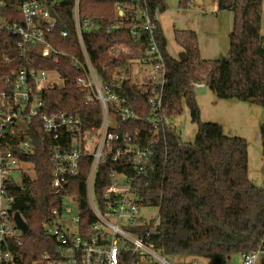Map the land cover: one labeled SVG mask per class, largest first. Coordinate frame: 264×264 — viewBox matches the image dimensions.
Wrapping results in <instances>:
<instances>
[{
    "label": "trees",
    "instance_id": "16d2710c",
    "mask_svg": "<svg viewBox=\"0 0 264 264\" xmlns=\"http://www.w3.org/2000/svg\"><path fill=\"white\" fill-rule=\"evenodd\" d=\"M5 13L11 20L21 21L19 5L23 0H4ZM152 11L167 9L165 0H148ZM264 0H218L219 10L233 13L230 32V52L226 60L204 59L198 36L192 30H175V40L187 53L179 60L167 49V39L160 25L157 38L166 61L165 107L167 113L177 117L183 102L191 111L192 121L198 124L194 143H184L177 130L167 132L158 145L156 167L148 177L141 178L137 187L141 196L159 209L157 247L171 256L206 259L210 264H227L233 254H248L257 250L264 253V188L256 186L248 174V143L245 138L228 136L221 124L203 122L195 98L196 83L213 85L218 97L236 99L264 107V40L262 6ZM191 0H179L180 7H188ZM118 3L131 5L132 0H80L82 18L95 21L99 29L85 33V43L98 73L110 81L115 69L126 64L140 49L145 48L147 34L138 42L130 33L131 20L120 28L108 32L117 21ZM74 0H63L59 9L62 23L70 29L63 38L59 29L53 35L55 48L60 51L59 62L33 56L41 69H57L64 83L44 90L48 112L64 110L79 115L87 126L102 124L99 103L87 104L85 92L76 83L80 71L73 66V57L83 59L74 29ZM132 10L128 11L131 14ZM13 17V19H12ZM15 18V19H14ZM125 44L129 53L118 57L109 53L113 45ZM11 55V61L5 56ZM16 58V59H14ZM21 66L15 39L0 34V76ZM4 84L0 82V91ZM123 95L140 115L137 123L119 124V130L136 127L149 130V95L141 92L130 79L124 85ZM264 153V124L261 127ZM38 130L34 163L37 180L24 189H15L13 209L23 215L30 229L16 246L19 264H33L54 245L46 234L43 222L50 217L60 197L50 194L54 165L50 151L51 139L43 141ZM92 158L82 159L79 173L73 176L64 194L77 196L80 206L88 208L86 179ZM115 170L134 174L131 165L107 161L97 171L96 191L101 193L111 183ZM60 200V201H59ZM145 228V227H144ZM149 228V227H146Z\"/></svg>",
    "mask_w": 264,
    "mask_h": 264
},
{
    "label": "built area",
    "instance_id": "2783aa9c",
    "mask_svg": "<svg viewBox=\"0 0 264 264\" xmlns=\"http://www.w3.org/2000/svg\"><path fill=\"white\" fill-rule=\"evenodd\" d=\"M62 4L63 0H23L19 5L22 20L18 21L11 20L5 13V1L0 0V34L15 39L21 58L20 67L0 76L4 84L0 91V264H19L15 249L26 234L16 220L13 191L24 189L38 178L34 163L38 130L43 131V141L51 139L53 143L50 194L62 198L43 222L54 245L33 264H173L170 256L156 245L159 223L139 215L141 207L154 205L141 196L137 187L141 178L154 171L161 139L167 132L177 130L175 117L167 113L164 101L167 67L157 38L160 8L152 11L148 0L117 4V21L108 32L131 20L134 39L141 42L144 33L147 41L145 48L115 69L107 81L98 73L84 37L86 32L99 29V25L82 18L80 0H74V29L83 54V59L75 56L72 60L80 71L76 83L85 92L86 103H99L103 115L100 126H87L79 115L64 110L48 112L44 90L61 86L64 80L57 69H41L32 58L59 62L60 51L54 46L53 35L58 29L63 38L70 35V29L62 23ZM130 10L132 13L128 14ZM129 52L125 44L109 48V53L116 57ZM5 58L11 61V55ZM130 79L149 95L147 132L139 127L132 133L119 130V124L137 123L142 118L122 93ZM87 156L92 158V164L86 179V210L81 208L77 196L64 193ZM109 160L129 164L135 173L115 170L109 186L97 194L98 168ZM22 218L26 222L23 215ZM262 253L257 250L243 254L242 264H256ZM192 260V264H198L200 259Z\"/></svg>",
    "mask_w": 264,
    "mask_h": 264
},
{
    "label": "rangeland",
    "instance_id": "374dc122",
    "mask_svg": "<svg viewBox=\"0 0 264 264\" xmlns=\"http://www.w3.org/2000/svg\"><path fill=\"white\" fill-rule=\"evenodd\" d=\"M167 9L161 13L160 21L167 39V49L179 60L187 57L186 50L175 40V30H192L197 33L201 56L204 59L226 60L230 52V32L233 13L219 10L218 0H191L188 7L179 5V0H165ZM262 39L264 40V1L262 6ZM195 98L203 122L222 125L225 134L245 138L248 143V174L259 188H264V153L261 127L264 124V107L236 99L218 97L213 85L196 87ZM175 125L184 143H194L198 124L192 121L189 106L183 102L182 112L175 117ZM183 132V133H182ZM139 215L153 223H159V209L155 206L141 207ZM173 264H192L190 257L171 256ZM242 255L233 254L227 264H242ZM198 264H210L200 259ZM256 264H264L262 253Z\"/></svg>",
    "mask_w": 264,
    "mask_h": 264
},
{
    "label": "water",
    "instance_id": "95a60500",
    "mask_svg": "<svg viewBox=\"0 0 264 264\" xmlns=\"http://www.w3.org/2000/svg\"><path fill=\"white\" fill-rule=\"evenodd\" d=\"M16 220L20 228L24 231L25 234H27L29 232L30 227L24 221V219L22 218V215L19 212L16 213Z\"/></svg>",
    "mask_w": 264,
    "mask_h": 264
},
{
    "label": "crops",
    "instance_id": "0c3cea01",
    "mask_svg": "<svg viewBox=\"0 0 264 264\" xmlns=\"http://www.w3.org/2000/svg\"><path fill=\"white\" fill-rule=\"evenodd\" d=\"M162 27V26H161Z\"/></svg>",
    "mask_w": 264,
    "mask_h": 264
}]
</instances>
